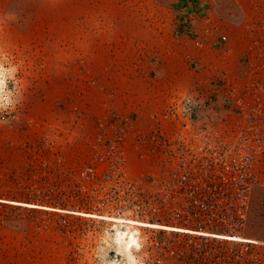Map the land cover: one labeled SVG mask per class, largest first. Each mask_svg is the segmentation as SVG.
<instances>
[{
  "label": "crops",
  "instance_id": "crops-1",
  "mask_svg": "<svg viewBox=\"0 0 264 264\" xmlns=\"http://www.w3.org/2000/svg\"><path fill=\"white\" fill-rule=\"evenodd\" d=\"M32 2L0 7V43L20 49L26 66L20 126L40 120L63 159L88 160L114 124L124 130V153L125 126L171 134L177 124L164 112L177 96L191 97L201 120L216 127L225 98L242 96L262 74L264 0H40L39 13ZM173 231L194 247L218 238L165 228L155 242ZM8 240L0 236V264H15L11 250L2 259V248L16 243Z\"/></svg>",
  "mask_w": 264,
  "mask_h": 264
},
{
  "label": "rangeland",
  "instance_id": "rangeland-1",
  "mask_svg": "<svg viewBox=\"0 0 264 264\" xmlns=\"http://www.w3.org/2000/svg\"><path fill=\"white\" fill-rule=\"evenodd\" d=\"M19 1L14 0L9 6L7 0H0V7H21ZM32 1L39 13L40 0ZM19 50L0 43V104L6 97H13L18 106L15 122L0 121V236L16 241L11 249L2 248L3 260H7L4 253L11 250V260L15 264H155L157 257H162L163 263L169 259L171 264H189L186 262L189 256L207 258L211 253L209 246H216L217 252L231 244L230 240L219 237L203 243L198 241L194 247L187 241L186 233L173 231L164 238L171 242L165 244L164 241L161 245L155 239L162 228L132 225L129 228L136 230L138 245L131 247L130 254L126 250L124 253L116 233L118 229H127V225L111 216L182 226V221L170 218L172 207L182 202L150 192L160 177L170 175L173 167L170 155L148 139L149 132L130 134L125 126V153L119 142L117 145L123 158L118 184L123 188L113 186L117 178L105 176L107 162L100 163L96 158L103 148L101 139L107 135L105 123V127L101 126L105 131L102 130L104 133L97 138L92 157L77 162L63 159L59 155V144L48 142L49 139L54 141L56 136L41 134L40 120L30 122L28 130L20 126L27 83L23 77L26 66ZM38 50H34L35 56ZM29 66L34 70L38 65L33 62ZM261 71L264 72L263 68ZM225 111L216 127L208 122L217 134L224 128L227 132L234 130L236 115L227 107ZM114 128L116 124L109 127L113 134ZM120 136L124 137L123 129ZM229 136L226 133L224 137ZM88 166H94L95 170L91 172ZM130 185L147 192L125 189ZM241 231L247 236L264 239L263 187L253 188Z\"/></svg>",
  "mask_w": 264,
  "mask_h": 264
},
{
  "label": "built area",
  "instance_id": "built-area-1",
  "mask_svg": "<svg viewBox=\"0 0 264 264\" xmlns=\"http://www.w3.org/2000/svg\"><path fill=\"white\" fill-rule=\"evenodd\" d=\"M224 106L234 111L235 126L233 131L224 128L217 134L209 123L201 120L191 97L172 100L164 117L174 121L177 128L171 134L152 129L148 139L168 152L173 167L170 175L160 177L150 192L182 202L172 207L170 216L182 221V227L196 232L245 235L241 229L247 218L251 192L255 186L264 188V72L250 80L242 96L225 98ZM17 117L15 98L6 97L0 104V121L13 123ZM113 130V136L101 139L103 148L96 158L100 163L107 162L105 176L117 178L112 185L123 188L118 184L123 159L117 147L121 128L117 126ZM226 133L230 136L225 138ZM87 169L95 170L94 166ZM130 186L125 189L147 192ZM175 194L179 197L175 198ZM227 240L231 241L229 246L217 252L216 246H209L211 253L195 264H264V239ZM154 261L164 264L162 257Z\"/></svg>",
  "mask_w": 264,
  "mask_h": 264
},
{
  "label": "bare ground",
  "instance_id": "bare-ground-1",
  "mask_svg": "<svg viewBox=\"0 0 264 264\" xmlns=\"http://www.w3.org/2000/svg\"><path fill=\"white\" fill-rule=\"evenodd\" d=\"M13 202H18V201H13ZM29 204L35 205V206H42V205L35 204V203H29ZM86 214L90 215V213H86ZM93 215H95V214H93ZM104 217H108L109 218V216H104ZM110 218L115 220V221H124L126 223L127 229H125V230L124 229H122V230L118 229V231L116 230L117 231L116 238L118 239V241H120V243L122 242V247H123L122 250H123V252L125 253V250H126V252L129 253V254H130L131 247H133L135 245H138V239H137V236H136V230H134V228H129V226H132V225L133 226L147 225V226H152V227H163V228H169V229H178V230H181V231H193V230H190L189 228H185V227H182V226H178L177 227V226H174V225L160 224V223H157V222L126 219V218L123 219L122 217H112V216ZM197 233L206 234V235L212 234L213 236H217V237L225 238V239H241V240H246V239H251V238L253 239V237L247 236V235H245V236L244 235H232V234H227V233H217V232H207V231L206 232L200 231V232H197Z\"/></svg>",
  "mask_w": 264,
  "mask_h": 264
}]
</instances>
